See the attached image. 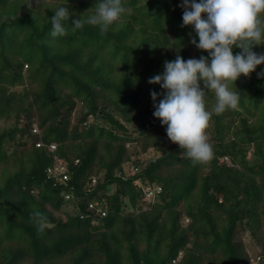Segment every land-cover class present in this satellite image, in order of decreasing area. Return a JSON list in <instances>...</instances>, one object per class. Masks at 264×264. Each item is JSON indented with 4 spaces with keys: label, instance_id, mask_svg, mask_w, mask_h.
<instances>
[{
    "label": "trees",
    "instance_id": "1",
    "mask_svg": "<svg viewBox=\"0 0 264 264\" xmlns=\"http://www.w3.org/2000/svg\"><path fill=\"white\" fill-rule=\"evenodd\" d=\"M65 2L0 0V264H264V64L234 81L238 105L219 114L198 80L213 157L194 162L153 116L150 92L159 103L167 90L148 83L177 55L208 57L190 42L194 26L182 27V0H122L104 34L72 31L99 0H67V34L53 37ZM255 43L264 53V32ZM149 149L159 155L138 156ZM56 162L67 181L46 179Z\"/></svg>",
    "mask_w": 264,
    "mask_h": 264
},
{
    "label": "clouds",
    "instance_id": "2",
    "mask_svg": "<svg viewBox=\"0 0 264 264\" xmlns=\"http://www.w3.org/2000/svg\"><path fill=\"white\" fill-rule=\"evenodd\" d=\"M54 10L51 17L53 37L67 34L64 26L69 21L67 0ZM183 26L193 25L199 42L191 39L197 49L208 52L199 59L185 61L177 55L174 61H165L164 71L148 80L149 84H159L166 89L163 99L156 103L161 95L150 92L155 111L153 116L167 125L169 139L187 151L193 161L206 163L213 157V149L208 142L206 129L209 127L212 113L205 109V91L198 80L204 82L207 89L214 90L217 104L213 111L222 113L226 108H235L240 95L234 87V81L241 75L247 77L257 65L264 64V53L257 54L252 48L262 39L260 14L264 12V0H182ZM94 13L87 18L71 22L72 31L83 29L85 24L99 26L101 34L106 33L114 21L125 11L122 0H99ZM206 13V19L201 14ZM233 45L242 51L233 55ZM210 57V62H209ZM264 77V70L257 73ZM231 81L233 90L227 82ZM38 231L43 232L46 217L40 211L33 212Z\"/></svg>",
    "mask_w": 264,
    "mask_h": 264
},
{
    "label": "built area",
    "instance_id": "3",
    "mask_svg": "<svg viewBox=\"0 0 264 264\" xmlns=\"http://www.w3.org/2000/svg\"><path fill=\"white\" fill-rule=\"evenodd\" d=\"M90 119V116L88 117ZM39 146V145H36ZM51 150H54V146H51ZM132 171H135V169L131 166ZM67 169L66 166L60 162H56L54 166L49 167L45 170L46 179L50 180H56V181H67L68 175H67ZM92 182H95V179H92ZM159 188L156 189H145L144 193L145 196L148 198H153L155 194L159 192ZM68 198V196H66ZM89 210H91L94 214H100L102 217L105 216V211L102 210L100 206H97L96 204H89L88 205Z\"/></svg>",
    "mask_w": 264,
    "mask_h": 264
},
{
    "label": "rangeland",
    "instance_id": "4",
    "mask_svg": "<svg viewBox=\"0 0 264 264\" xmlns=\"http://www.w3.org/2000/svg\"><path fill=\"white\" fill-rule=\"evenodd\" d=\"M27 70H28V69H27V66L25 65V66L23 67V72L25 73ZM12 90H17V91H19V90H21V87H17V88L12 89ZM90 119H91V118H90ZM2 125H3L2 122H0V127H2ZM128 149H129V151H131V152H134L135 150L138 151L136 145H130V146L128 147ZM158 155H159V154L156 153L153 149H149L147 152H145V153H143V154H138V156H139V157H142L143 159L152 158V157H155V156H158ZM135 156H136V155H133V158H134ZM124 170L127 172V174L132 173L131 165H129V163L126 164V165L124 166ZM66 209H67V208H66ZM67 210H68V209H67ZM185 222H187V220H185ZM242 237H243V242H244V244H245V246H246V248H247L248 253L252 252L251 249H250V246H251V245H250V243H249L250 238H249V236H248V233H247V232L242 233Z\"/></svg>",
    "mask_w": 264,
    "mask_h": 264
}]
</instances>
